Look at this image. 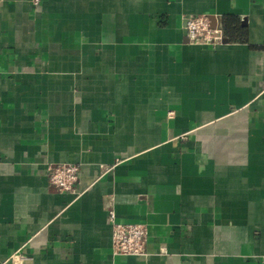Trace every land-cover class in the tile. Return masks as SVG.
Listing matches in <instances>:
<instances>
[{
	"label": "crops",
	"instance_id": "0c3cea01",
	"mask_svg": "<svg viewBox=\"0 0 264 264\" xmlns=\"http://www.w3.org/2000/svg\"><path fill=\"white\" fill-rule=\"evenodd\" d=\"M0 264H264V0H0Z\"/></svg>",
	"mask_w": 264,
	"mask_h": 264
},
{
	"label": "built area",
	"instance_id": "2783aa9c",
	"mask_svg": "<svg viewBox=\"0 0 264 264\" xmlns=\"http://www.w3.org/2000/svg\"><path fill=\"white\" fill-rule=\"evenodd\" d=\"M187 33L193 43H222L224 32L222 27H213L206 14L191 15L187 20ZM49 178L61 191H74L79 180L80 164L63 162L49 165ZM113 224V244L116 253L145 254L149 240V228L144 223L121 222L116 212L110 210Z\"/></svg>",
	"mask_w": 264,
	"mask_h": 264
}]
</instances>
